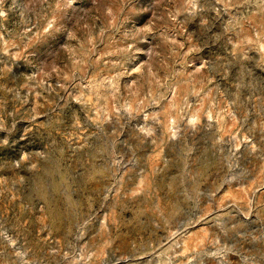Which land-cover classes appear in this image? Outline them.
Returning a JSON list of instances; mask_svg holds the SVG:
<instances>
[{
  "label": "rangeland",
  "instance_id": "obj_1",
  "mask_svg": "<svg viewBox=\"0 0 264 264\" xmlns=\"http://www.w3.org/2000/svg\"><path fill=\"white\" fill-rule=\"evenodd\" d=\"M0 264H264V0H0Z\"/></svg>",
  "mask_w": 264,
  "mask_h": 264
}]
</instances>
